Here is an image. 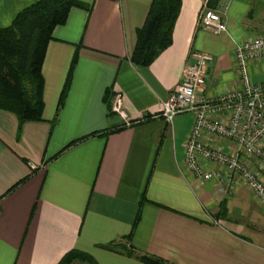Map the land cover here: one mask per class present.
I'll return each mask as SVG.
<instances>
[{"label":"crops","instance_id":"obj_1","mask_svg":"<svg viewBox=\"0 0 264 264\" xmlns=\"http://www.w3.org/2000/svg\"><path fill=\"white\" fill-rule=\"evenodd\" d=\"M34 1L0 0V27ZM79 1L90 9L72 7L48 43L43 120L0 110V264H58L72 250L146 264L100 246L112 241L166 264H264V207L242 183L229 191L188 172L192 113L159 116L192 50L213 57L197 96L238 86L234 48L264 35V0H220V34L197 27L205 0H181L171 43L149 66L130 57L152 0ZM262 72L264 60L249 64L252 80ZM116 92L140 121L121 127Z\"/></svg>","mask_w":264,"mask_h":264},{"label":"built area","instance_id":"obj_2","mask_svg":"<svg viewBox=\"0 0 264 264\" xmlns=\"http://www.w3.org/2000/svg\"><path fill=\"white\" fill-rule=\"evenodd\" d=\"M197 27L220 34L226 24L220 13L207 6L198 17ZM213 57L192 50L183 77L161 102V116L168 124L181 113L193 115L184 148V166L200 181L214 180L229 191L242 183L264 207V86L252 81L249 64L264 60V35L239 42L234 48L238 86L216 97L197 96L206 83ZM111 111L122 119L121 127L132 120L122 92H116ZM32 170L38 166L30 162Z\"/></svg>","mask_w":264,"mask_h":264},{"label":"trees","instance_id":"obj_3","mask_svg":"<svg viewBox=\"0 0 264 264\" xmlns=\"http://www.w3.org/2000/svg\"><path fill=\"white\" fill-rule=\"evenodd\" d=\"M219 1L207 0V5L214 9ZM180 4L181 0H152L145 23L137 30L136 47L130 57L135 65L149 66L170 45ZM74 6L90 9L79 0H35L10 25L0 27V110L15 113L20 124L43 120V64L48 43L53 39L54 29L66 23ZM75 65L76 58L61 94L60 106L66 98ZM100 246L136 257L146 264H166L160 258L117 241ZM75 260L98 264L91 255L77 250L68 252L58 264H71Z\"/></svg>","mask_w":264,"mask_h":264},{"label":"rangeland","instance_id":"obj_4","mask_svg":"<svg viewBox=\"0 0 264 264\" xmlns=\"http://www.w3.org/2000/svg\"><path fill=\"white\" fill-rule=\"evenodd\" d=\"M264 79V72H262L260 75H256L255 78H253V82L255 83H260L261 80ZM88 261H82V260H75V262L73 264H88ZM91 264V263H90Z\"/></svg>","mask_w":264,"mask_h":264}]
</instances>
